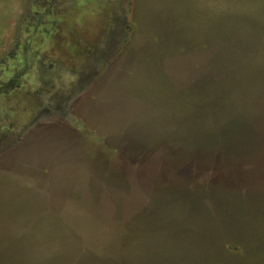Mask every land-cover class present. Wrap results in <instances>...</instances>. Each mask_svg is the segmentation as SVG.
<instances>
[{
	"label": "rangeland",
	"instance_id": "1",
	"mask_svg": "<svg viewBox=\"0 0 264 264\" xmlns=\"http://www.w3.org/2000/svg\"><path fill=\"white\" fill-rule=\"evenodd\" d=\"M0 264H264V0H0Z\"/></svg>",
	"mask_w": 264,
	"mask_h": 264
},
{
	"label": "flooded vegetation",
	"instance_id": "2",
	"mask_svg": "<svg viewBox=\"0 0 264 264\" xmlns=\"http://www.w3.org/2000/svg\"><path fill=\"white\" fill-rule=\"evenodd\" d=\"M13 81V80H12ZM11 87H13L14 85H10ZM4 92L6 93V92H8V90H4ZM44 111H42V112H40L39 114H38V116H40V114H42Z\"/></svg>",
	"mask_w": 264,
	"mask_h": 264
}]
</instances>
